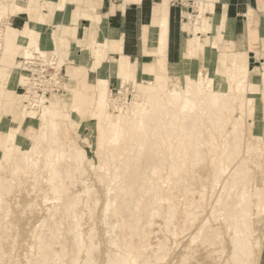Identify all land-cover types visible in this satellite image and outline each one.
Instances as JSON below:
<instances>
[{
  "label": "bare ground",
  "instance_id": "obj_1",
  "mask_svg": "<svg viewBox=\"0 0 264 264\" xmlns=\"http://www.w3.org/2000/svg\"><path fill=\"white\" fill-rule=\"evenodd\" d=\"M66 2L67 0H0V24L3 26H7L2 17L5 14L7 15L8 11L14 13L25 11L28 16L30 15V21L28 18L25 30L24 43L22 42L26 44L23 58L34 55V52H40L42 55L52 53L57 56L59 68L65 63L64 58L61 60L58 52L41 48L38 41L41 39L42 32L36 26L43 24L47 10L49 13L55 12L60 22ZM195 10L199 15H202L203 5L197 3ZM185 16L189 20L187 29L196 32L195 30L199 27V16H193L191 12H186ZM1 30L0 38L2 36ZM156 30L159 37L158 56H164L168 30L166 11H163L160 15ZM58 41L61 40L58 39ZM59 42L54 44L51 42L50 45L52 44L54 45L53 48L64 52ZM95 43V41H92L88 47L86 46L83 55L92 54L95 65L103 64L105 58L102 54L103 51L100 46L95 47ZM23 44L18 43L19 47H17L20 48ZM47 44L48 41L46 40L43 45L47 47ZM32 47L34 52L31 49ZM0 48H2V41ZM3 50V60L0 64L6 70L8 68L12 71L13 65L7 60H11L10 55L15 50L9 46H4ZM129 67L127 63H123L121 66L120 87L115 93L116 95L112 96V90L110 91V89L108 94L105 91L101 93L98 90L97 97L93 93V101L95 97L99 101L97 104L98 111H102L107 106L110 108V104L114 110H118L121 104H123L122 106L133 104L128 97L129 93H132L134 97H138L142 102L138 112L146 113L148 110H153L158 115L159 120H163L159 125L162 131L156 132V136V133H152V137L154 140L155 137L159 138L161 143L164 142L163 147L166 150L168 149L170 153L169 157H166L167 155L165 156L161 146L154 145L155 143L150 146V152L147 155L143 154L141 150L135 152L134 149H131L134 145L129 147L127 139L119 132H113L111 139L107 140V143L110 144L109 150H107L109 156H105L103 148H97L96 156H98L100 163L102 164L105 158L108 160V165L111 166H113L112 163L116 164L123 149L129 147L131 151L122 158L120 164L118 163L119 166L113 172L112 180L107 185V197L103 203L101 218L105 227L104 235L108 238L104 251L106 255L104 264H163L172 253L170 251L168 253L167 242H169L171 235L175 236L177 234L178 230L182 236L188 234L186 236L188 238L185 237L186 239L181 241V257L177 258L178 260L181 259L179 262L176 259L177 264H190V259L194 257L193 252L195 248H198V245L204 246V250L208 248L209 253L212 255L213 253L217 254L218 258L215 257L220 262L224 259L223 255L229 245H225L226 238L223 235L225 233H223L221 226L215 225L219 218L218 210L223 211L222 218L227 225L226 231L228 232L226 234L228 233L229 244L231 243V255L225 259L226 261L223 264H253L256 248L258 249L261 245L260 239L255 236V219L260 218L262 220L264 218V180L261 184H258L253 181L255 176L252 178L254 168L250 165L251 152L248 151L246 145L250 146L249 149H254L259 146V143L255 144L256 142L243 135L246 119L242 115L235 126L229 127L231 117L225 119L224 109L227 107L226 102H224L225 99L220 93L218 99L220 103L217 104L215 101L214 107H209L207 111L208 121L215 125V130L210 131L208 136L209 146L204 149L199 142V137L203 133L202 122L198 124L197 128L193 129L194 119L190 120L189 111L187 110V105L192 104L194 106V104L192 101H189V104L188 101H185L176 105L180 94L174 89H170V73L167 70L151 71L147 82L152 90L143 93L141 90L144 89H139L137 93H140V95L137 96L132 91V83L126 82L131 75ZM21 68L22 65L20 70ZM180 78L181 80L188 78V72L181 74ZM205 78L206 76L202 75L198 81L205 85L203 83ZM22 80L23 75L20 83ZM97 81L100 85L106 82L102 77ZM112 93L114 94L113 91ZM49 97L34 98L31 96V90L29 89L28 92H24V102L31 107L29 109L28 105H23L24 107L21 110L24 116L30 117L32 113L35 114V111H33V109H37L35 106H39L37 111L39 113L35 117H38L40 121V138L46 143L45 158H43L44 162H42L41 169L43 173L47 171L48 190L52 192L55 199L54 205L46 208L49 211V216L41 218L43 227L46 226V229L38 231V227L41 225H35L32 229V235L29 237L35 239V242L33 241L30 246L33 252H26L27 262H25L27 264H95L97 258L94 252L100 251L102 242L98 229L95 227L97 218L95 211L101 199L97 194L92 193L94 189L87 180V168L85 166L86 162L91 164L93 158L89 156L87 149L72 134H67L69 137L67 142L61 140L57 129L59 119L57 121L56 117V109L59 106L49 100ZM110 98H112V103L109 101ZM229 109L234 111L232 107ZM192 111L195 114V109ZM197 113L201 121L202 116L199 111ZM167 115L168 119L165 121L164 118ZM69 119L76 125L81 121L77 113L76 116ZM175 119L180 121L179 124H173ZM110 120H113V118H110ZM188 120L191 122L188 123ZM115 123L120 124L122 122L115 119ZM216 132L223 133L222 141L218 140ZM174 134L176 135L174 138L176 143L171 139ZM189 137L194 138L193 141L187 142L186 140ZM16 138L21 141L15 130H2L0 139L4 141V150H10L14 145V141L18 142ZM83 140L91 145L88 137H83ZM138 141L136 140V143ZM141 145H143V142ZM243 145H245L244 148ZM14 148L21 149L16 145ZM33 148L37 150L35 152L39 153V149L35 144ZM23 155L25 156L23 152H18V155L5 165H2L0 159V169L5 166L7 170L10 169V173H8L11 174V178L9 176L8 178L7 172L3 175L0 170V231L1 229L4 230L8 222L7 218L12 212L6 194L12 189L13 183L11 180L19 177L22 168L21 156ZM144 155L150 161H145ZM55 157L59 158L58 163L50 169V161L51 159L55 160ZM100 163L94 165L96 170L94 173H96L97 179L102 182L104 179L103 173L98 171L102 167ZM187 171L191 174V178L197 175L203 178L194 185L189 183L190 181L186 185L184 184L185 190H183L186 191L185 193H189L190 197L185 198L187 200L184 199V203L180 204L178 202L179 204H177L175 202L177 195L172 188L175 187L177 182H181L180 175L187 174ZM78 175L82 178L83 188H70L66 180L73 177L77 179ZM175 176H180L179 179L177 178L178 181L173 179ZM208 205L210 211L207 212L206 206ZM178 213L180 214L179 220L182 222L181 228H178L173 222ZM86 214H88V218L85 217ZM159 218L162 219L160 222L157 221ZM212 220L216 221L213 223ZM86 226H88L87 230H85ZM178 226H180L179 223ZM116 228L121 229L122 233L114 234ZM4 232L5 230L0 232V236ZM12 253H14V247ZM5 256L6 251L0 246V264H2ZM193 260L196 261V264L201 263L199 259L193 258ZM6 264H20V261L15 258Z\"/></svg>",
  "mask_w": 264,
  "mask_h": 264
},
{
  "label": "crops",
  "instance_id": "obj_2",
  "mask_svg": "<svg viewBox=\"0 0 264 264\" xmlns=\"http://www.w3.org/2000/svg\"><path fill=\"white\" fill-rule=\"evenodd\" d=\"M197 3L203 5L202 15L195 10ZM163 11L167 14V46L165 55L158 56L156 29ZM186 12L199 16L196 32L187 29ZM7 17L0 38V63L4 46L15 52L7 60L13 65L12 71L0 64V126L15 130L27 143L26 136L21 135L23 117L27 116L21 112L24 106L19 111L16 103L30 15L10 11ZM36 28L42 32L38 41L42 49L52 51L54 45L50 43H58L60 39L66 54L62 65L65 90L48 95L59 106L57 121L76 113L80 116L81 106L89 108L98 121L96 93L107 84L114 90L118 88L121 66L127 63L131 74L127 81L135 85L147 82L153 70H167L171 82L187 72L201 73L206 76V87L212 86L213 77L217 80L233 77L229 82L246 94L249 105L245 136L253 142L263 140L256 143L264 144V0H67L60 22L52 12ZM91 39L103 51V64L95 65L92 54L83 55ZM46 40L47 47L43 45ZM18 43L22 47L18 48ZM100 77L106 81L102 85L97 81ZM91 93L96 97L90 106ZM111 95L114 96L112 91ZM22 98L24 101V94ZM64 104L73 111L60 107ZM75 104L79 106L73 108Z\"/></svg>",
  "mask_w": 264,
  "mask_h": 264
},
{
  "label": "rangeland",
  "instance_id": "obj_3",
  "mask_svg": "<svg viewBox=\"0 0 264 264\" xmlns=\"http://www.w3.org/2000/svg\"><path fill=\"white\" fill-rule=\"evenodd\" d=\"M46 10H47V8H46ZM9 12L10 11H8V13ZM48 14H49V12L47 10V15H46L45 20L47 19ZM7 16H8V14L7 15L5 14L2 17V20L5 21L6 24L8 23ZM1 29H2L1 31H2V36H3L5 26H3V28H1ZM54 49L55 48H53L51 50L54 52H58L61 56V60H62V58H64L63 60L65 61L66 60V54H63L64 52H61V50H59V49H55V50ZM202 75L203 74H201V73L191 74L188 72V78H186V79L181 80V78L179 76L177 78V80L171 82V78H170L169 86H170V89H174L176 92H178L180 94V97H178V100L176 101V102H178V103H176V105L179 103H183L185 101H188V104H189V101H192V103L194 104V106H192V104H189V106L187 105V110L189 111V116L191 118L190 120L194 119L193 129L197 128L199 126L198 124L200 122H202V126L201 125L200 126L202 128L203 133H202V136L199 137V140H200L199 142L204 149H207L209 146V143H208L209 133H210V131L215 130V125H213L212 122L208 121L207 111L209 110V107L213 106L215 101H216L215 103H217V104L220 103V102H218V99L220 97L219 94L221 93L223 95V98L225 99L224 102H226V107L228 108V109L227 108L224 109L225 119L227 117H231L229 127L235 126L236 123L238 122V120H240V116H242V115L244 116V119H246V113L248 111L247 110L248 104H247L246 94L242 90L235 89L234 82H229L230 79L233 80V77H229L230 79L228 78L227 80H224V79L217 80V78L213 77L211 79V81L213 83L212 86L206 87L205 85L201 84L198 81V79L200 80ZM116 80L117 79H114L113 82H116ZM132 85H133L132 91H134V94H137V96H138V94L140 95V93H137V91H139V89H144V90H141V91H143V93L147 92V90H149V91L152 90V88H151V86H149L148 82L141 83L138 85L137 84L136 85L132 84ZM19 87H20V85L18 86V88ZM108 87L110 88V90H112L114 92V95H116L115 93L117 92V90L112 89L111 86L108 84L106 87L102 86L100 89V92L102 93L103 91H105L108 94L109 93ZM119 87H120V80H119L118 88ZM128 87H129V85H128ZM24 92L25 91L21 87L19 90L20 95L17 97V103H16V106L19 109V111L21 110L23 105H28L26 102L23 101V98H22V94H24ZM240 93H242L243 96H240ZM91 95H92V99L90 102V106L93 103V96H94L93 93H91ZM128 97L133 102V104L124 105V106H122L123 104H121V107H119L118 110H114L113 107H111L112 105L110 104V108H108V106H107L102 111H98V113H97L98 121L92 115L91 110L89 108H87V107L85 108L84 106L83 107L81 106V112H80L81 121L79 122V124L76 125L74 122L72 123L71 120L68 119V117L67 118L63 117L58 121L59 124L57 126V129L59 130L58 134L60 135L61 140L63 142H67V140H69V137L67 136V134H72V136L74 138H76V140L82 146H84L87 149L89 156H91L93 158L92 163L90 164V163L86 162L85 166L87 168V180L89 181V184L92 185V187L94 189L92 191V193L97 194L101 199L100 204H98L96 211H95L96 217H97V218L95 217L96 218L95 227H96V229H98L99 237H100V240L102 242H101L100 251L94 252L95 257L97 258L95 264H100V263L104 264L106 261V255L104 254V251H105V245L107 243L108 238L106 235H104V228L105 227H104V224L102 223L101 218H102L103 203L107 197V185L112 180V176H113L112 174L117 169V167L119 166L120 162L122 161V158L131 152L129 150V147H131V145H134L131 147V149H134L135 152L137 150H141V151H143L142 152L143 154L147 155L148 152H150V146H152L155 143L154 145H157V146L160 145L161 146V148L164 150L165 156L167 155L166 157H169V153H170V151H168V149L166 150L165 147H163L164 142L161 143L160 139L155 137L158 132L162 131V129H160L159 125H161L160 122L163 120H159L158 115L153 110H148L146 113L138 112V108L141 107L142 102L138 99V97H136V96L134 97V95L132 93H129ZM111 99L112 98H110L109 101L112 103L113 101ZM49 100H51V99L49 98ZM174 100H176V98H174ZM78 106H79V104H75V105H73V108L78 107ZM133 106H134V109H133ZM30 107L31 106H29L28 108L30 109ZM60 107L65 109V110H69V112L73 111V109L68 108L65 104L61 105ZM231 107L234 109V111H230L229 108H231ZM35 108H37L36 110L33 109V111H35V114L32 113V116H34V117H35V115H37L39 113V112H37L39 109V106H35ZM194 109H195V114H193L194 112L192 111ZM96 110H98V109L96 108ZM197 111H199L200 115L202 116L201 121L199 120ZM32 116H30V117H32ZM23 118L25 119V121H24L25 123L23 122L24 126L21 130V135L26 136L25 139L27 140V143L22 141V138H21V141L20 140H18V142L14 141L13 147L10 150L6 151V150H4V146H5L4 141H2L0 139V159H1L2 165L3 164L5 165V164H8L9 162H11L13 160V158H15L18 155V152H23L25 154V156L23 155L24 157L21 156L22 168H21V172L19 174V177L17 179H14V180L10 179L11 182L13 183V186H12V189L6 194L7 195L6 199L10 203V207L12 209V212L10 213V215L7 218L8 222H7L6 226L4 227L5 232L3 233V235H1L2 237L0 236V246L3 247L4 251H6V256L2 260V264H6L10 260H14L15 258L18 261H20V264H27L25 254L28 251L33 252V250H31L30 246L33 244V241L35 242V239L33 237H29L32 235V229L34 228L35 225H41V226H39L40 228L38 227V229H39V230L37 229L38 231L46 229V226L43 227L42 219L49 216V211L46 208L54 205V200H55L52 192L50 190H48L47 176H46L47 171H45L43 173L42 169H41L43 166L42 162H44L43 158H45L44 157V152H45L44 149L46 147V143H44L42 141V139L40 138V130H41L40 129V121L38 120V117H35L33 119H30V120H29L28 116L23 117ZM110 118H113V120H110ZM115 119H117L118 121L121 120L122 123H120V124L115 123ZM167 119H168V115L164 118V120L166 121ZM87 120H89V121L87 122ZM95 122H96V124H95ZM179 122L180 121L178 119H175L173 124L177 125V124H179ZM189 122H191V121L188 120V123ZM137 127H138V129H137ZM4 129H6V128L3 125L0 126V133ZM191 129H192V127H191ZM113 132H119V133L123 134V137L127 139V144L129 147H127V149L125 148L122 150V152L118 156L116 164L112 163L113 166L108 165L109 164L108 160H106L105 158L103 159V162L101 160V162H102V164H101L100 161L98 160L99 159L98 156H96L97 155L96 150L98 147L103 148L105 156L106 155L109 156V151H107V150H109L110 144L107 143V140L111 139L110 137L113 134ZM152 133H156L154 136L155 140L152 137ZM177 133H179V132H177ZM177 133H175V134H177ZM175 134L171 138L174 143H176L175 142L176 140L174 139L176 137ZM216 135L218 137V140L222 141L223 133H217L216 132ZM243 135L245 136V130H243ZM83 137H88L90 142H91V145L86 143L83 140ZM193 139L191 137H189V138H187L186 141L187 142H189L190 140L193 141ZM136 140H139V141L136 143ZM37 141H38V143H37ZM260 141H263V140H258L256 142H260ZM142 142H143V145H141ZM34 144L39 149V153L35 152L37 150H34V148H33ZM117 144H118V142L116 143V145ZM255 144H258V143H255ZM15 145H16V147H19L21 149L17 150L16 148H14ZM244 146L245 145H243V148H244ZM246 147H247L248 151L251 152L250 153L251 158H250L249 162H250V165L254 168L252 178L254 176L255 177L253 178V181H254V183L256 182L258 184H261L264 180V144L259 143V146H256V148H254V149H249V147H250L249 145H246ZM23 158L27 159V160H24ZM144 158H145V155H144ZM145 159H144L145 161H147V160L150 161L148 157H146ZM34 160H35V163H34ZM58 160H59L58 157L57 158L55 157V160L51 159L50 164H49L50 169L53 168L55 166V164L58 163ZM208 161H209V157H208ZM99 163L102 165V167L99 168L100 170H98V171H102L103 176H104V179H103L104 182L99 181L95 175L96 173H94V172H96L94 165L99 164ZM0 170L3 173V175L6 174V172H7V174H6L7 177L11 176V174H9L10 169L7 170L5 166H2V168ZM186 173L187 174L184 173V175L183 174L180 175L182 178L181 182H177L176 183L177 185L175 184V187L172 188L174 193L177 195L175 198V202L177 204L184 203L185 202L184 199L185 198L188 199L190 197V194L185 193L186 191H184L185 185L189 181H190L189 183L194 185L197 181H199L200 179L203 178L202 176H199V175L191 178V174H189L188 171ZM36 174L37 175L39 174V175L37 176ZM36 176L38 177V179ZM180 176L179 177L175 176L173 179L175 181H178L177 178L179 179ZM75 178H77V177H75ZM81 179L82 178H80V176H79L77 179H74V177H73V178L67 179L66 181H67L68 185H70V188L82 189L83 183H82ZM35 181H37L38 183ZM185 181H186V183H185ZM178 183H180V184H178ZM187 199H185V200H187ZM206 207H207V212L210 211V208H208L209 205ZM222 212L223 211L218 210V217H219L217 220L218 222L216 220H214V221H216L215 225H220L221 229L223 230V233H225V234H223L227 240V241L225 240V245L226 246L229 245L228 247H226V251L223 255L224 259H222L219 262V260L217 259L218 258L217 254L213 253V255H212L209 253L208 248H206L207 250H204V246L202 247V245L201 246L198 245L197 247L199 249L195 248V251L193 252V254H194L193 258L197 259V260L199 259L201 261L200 264H218V263L223 264L226 261L225 259H227L231 255L230 254L231 253L230 252L231 243L229 244V242H230L228 240L229 235H228V233L226 234V232H228V231H226L227 225H226V223H224L225 221L223 222ZM85 217L88 218V214H86ZM202 217H204V216H202ZM263 217H264V215H263ZM179 218H180V214L178 213L175 216L173 222L178 228H181L182 222H180ZM161 220L162 219L159 218L157 221L160 222ZM214 221H213V223H214ZM178 223L180 226H178ZM223 226L225 229L223 228ZM194 227L195 226L193 225V228ZM87 229H88V226L85 227V230H87ZM4 230L1 229L0 232H2ZM116 233L121 234L122 233L121 229L116 228L114 234H116ZM179 233H181V232H179V230H178L177 234L175 236H173V235L170 236V239L168 240L169 242H167V245H168L167 250H168V253H169V251H170V253L171 252L172 253L166 258L167 261L165 260L163 264H167V263L168 264H177V261L178 262L180 261L181 258L179 260L177 259V258L181 257L180 249H182V248H181L180 244H181L182 240H185L186 238H188V237H186L188 234L182 236V234H179ZM255 236L260 239L261 245L258 249L256 248L255 259L253 260V264H264V218H262V220H260V218L255 219ZM13 238H14V240H13ZM13 247H14V253H12ZM196 251H199V252H196ZM181 252H182V250H181ZM208 253L210 254V256L208 255ZM175 254H176V257H175ZM14 255H16L17 257ZM193 258L191 257L192 260L190 259V261H191V262H189L190 264H196V261L193 260ZM215 258H216V260H215ZM176 259H177V261H176ZM173 260L176 263H173L174 262ZM170 262H172V263H170Z\"/></svg>",
  "mask_w": 264,
  "mask_h": 264
},
{
  "label": "built area",
  "instance_id": "obj_4",
  "mask_svg": "<svg viewBox=\"0 0 264 264\" xmlns=\"http://www.w3.org/2000/svg\"><path fill=\"white\" fill-rule=\"evenodd\" d=\"M2 27L3 25L0 24V29ZM22 61L21 87L25 92L30 89L34 98L48 96L54 92H64L65 77L62 66L60 68L58 66L59 62L55 54L42 55L40 52H35L30 57H24ZM115 90L118 91V88Z\"/></svg>",
  "mask_w": 264,
  "mask_h": 264
}]
</instances>
